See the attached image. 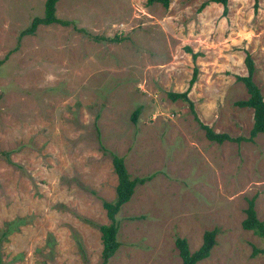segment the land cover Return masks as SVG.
<instances>
[{"label":"rangeland","instance_id":"rangeland-1","mask_svg":"<svg viewBox=\"0 0 264 264\" xmlns=\"http://www.w3.org/2000/svg\"><path fill=\"white\" fill-rule=\"evenodd\" d=\"M45 2L0 0V264H99L111 154L149 180L116 214L107 264H181L175 239L194 252L214 228L196 264H264L251 255L262 241L241 227L251 198L264 224V134L210 142L188 104L167 96L196 67L199 122L247 138L253 112L235 105L248 98L236 78L248 54L264 97V0H228L225 13L212 0H58L56 17L90 36L52 24L20 37Z\"/></svg>","mask_w":264,"mask_h":264},{"label":"trees","instance_id":"trees-1","mask_svg":"<svg viewBox=\"0 0 264 264\" xmlns=\"http://www.w3.org/2000/svg\"><path fill=\"white\" fill-rule=\"evenodd\" d=\"M57 1L58 0H46L44 4L43 17L34 18L29 27H27L21 32L20 37H23L25 35H33L37 27L40 25L48 26L52 24H58L63 27H68L72 25L74 30L81 32L85 35H89V33L85 29L76 28L73 22L61 20L56 17L55 5ZM169 2L170 0H146V4L148 6H151L153 4H159L164 8H167L169 6ZM212 2L222 5L224 13L226 12L228 0H212ZM91 38L95 41H99L98 37L91 36ZM103 40L107 42H116L115 38H104ZM192 58L195 59V55H192ZM2 64L3 61L0 60V66ZM244 64L246 67L247 75L244 77H237L236 79L244 85L248 94V98L246 100L236 102L235 105L240 108L251 109L253 112V124L249 132V136L247 138H232L224 133H215L211 128L199 122L196 114L194 113L193 104L188 98V93L197 79L196 67H194L193 69L188 88L184 92H169L167 94L168 98L171 101L180 100L188 104L194 119L204 130L205 137L210 142H215L217 144H222L225 141L235 143H241L243 141L253 142L257 135L264 134V97L261 94L259 88L255 85L252 80L254 74V64L248 54H246L245 56ZM138 112L139 111L136 109L132 113L131 120L134 123L136 122ZM111 164L117 179V183L115 187V199L112 202L102 201V207L106 212V217L109 220V224L99 226L100 238L102 243V251L99 264H107L108 260L115 254V252L120 247V243L117 241L116 238L118 232V225L115 218L116 214L119 212V210L124 204L129 202L132 195L134 194L136 186L142 185L147 182V180H149V177L132 179L129 173L127 172L122 157L111 154ZM254 205V198H251L247 201V206L244 210L245 218L241 222V227L243 230L252 232L255 236L260 238L263 243L262 248H252V256H256L258 254L264 255V224L257 218ZM217 233V229L215 228L210 231H206L203 234L201 246L194 252L190 251L187 241L184 238H176L174 244L178 251V256L181 260V264H196L208 258L212 248L216 244L215 237L217 236Z\"/></svg>","mask_w":264,"mask_h":264}]
</instances>
